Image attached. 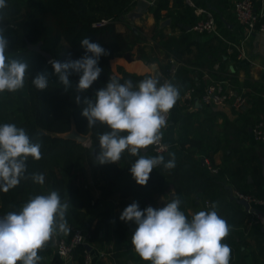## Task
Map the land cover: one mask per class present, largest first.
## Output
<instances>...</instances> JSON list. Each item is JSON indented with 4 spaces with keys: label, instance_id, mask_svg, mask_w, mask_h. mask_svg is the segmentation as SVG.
Segmentation results:
<instances>
[{
    "label": "trees",
    "instance_id": "16d2710c",
    "mask_svg": "<svg viewBox=\"0 0 264 264\" xmlns=\"http://www.w3.org/2000/svg\"><path fill=\"white\" fill-rule=\"evenodd\" d=\"M27 2V4H24L21 0H6L7 6L0 9V16L3 17L0 24L26 13L23 21L17 24L16 28L8 30L5 35L10 42L9 54L13 58L22 59L29 64V71L25 77L23 88L13 93L7 91L0 93V124L14 123L17 127H23L32 142L41 144L42 158L37 161L29 157L26 162V175L32 173L43 174L45 182L43 185H39L29 178L21 180L17 187L6 193L0 191V213L7 214L11 211H19L30 197L38 194H48L51 190H57L62 200L71 202L66 214L70 231L67 234L58 233L60 238L69 239L77 226L85 224L90 205L87 195L88 189L76 181L77 165L78 167L82 166L86 156H90L91 159L96 161L94 149L99 151V134L110 130L106 125L99 122L94 127L89 128L87 119L82 116V108L85 105L77 104L75 97L79 95L81 100L92 98L95 92L106 85L110 77L114 76L110 60L118 54H124L131 58L132 44L145 40L146 37L140 27L131 28V32L126 33L117 26L119 18L132 9L136 0H27ZM159 2L161 5L162 1ZM196 2L208 6L204 0H196ZM183 3L185 4L187 18L176 15V23L182 22L184 26L189 23L192 26L199 16L184 0ZM210 8L212 9V7ZM159 18L156 11V19L159 20ZM182 29L186 33L182 38L172 36L162 42L168 48L172 46V49L169 50L177 56L179 55L175 48L184 45V47L187 46L185 48L189 49L190 46L188 45L195 42L192 35L194 30L185 27H182ZM84 37H88L92 42L99 43L108 52V55L101 56L99 60V66L103 71L88 90L79 93L75 90L79 75H71L69 78L72 87L65 91L58 77L53 74V69L48 63L49 60L42 50L49 52L56 60L65 61L69 57L78 59L84 54V49L80 47V41ZM63 41L67 42L68 48L60 53L58 49ZM37 44L40 45L41 50L31 46ZM139 53L141 57H147L143 46H140ZM41 71H46L49 74L50 82L47 89L40 91L33 86L31 81L33 76ZM167 72L168 70H166ZM178 72L179 70L175 75L170 76V82H177ZM149 76V74L140 75L124 72L122 76L114 77L119 79L121 83L125 80H131L135 86L140 80ZM218 78H225V76L217 75L212 80ZM183 85L182 90L192 84L188 82V84ZM258 101L261 103L262 99L256 98V105ZM72 127H75L79 132L90 134L91 145L89 147L74 138L64 135ZM188 138L187 130L182 127L179 141L183 142ZM257 141L264 144V140ZM210 153L211 151L207 152L208 155ZM235 153L239 162L231 165L226 159L225 167L219 169L218 172H212L209 169L207 172L202 171L194 163L175 164V167L170 170L165 169L162 165L155 174L150 175L145 186L132 184L127 186L123 193L126 195L134 194L140 209L143 210L154 200L156 192L164 191L168 187L170 182L168 177H170L171 182H174L177 188L181 189L180 196L184 194L188 196L194 193L199 200L210 197L214 201L218 197L217 190L219 191L220 188L227 189L226 183L228 182L232 185L233 191L237 190L262 196L264 192L259 193L249 189L246 182L247 174L250 172L258 186L264 183L263 162L257 156L255 148L246 147L241 149L240 152L235 150ZM232 155L233 153L229 154L230 157ZM109 164L116 174L121 171L117 164ZM69 177L72 180L68 184L67 178ZM214 203L217 205L218 214L231 226L230 234L223 241L231 248L230 264H247L244 258V249L248 241H241L240 239L239 243L236 244L232 228L235 222V220L233 221V214L235 212L241 215L246 213L245 210L236 211L235 207L236 205L243 207L244 204L233 197L229 200L214 201ZM99 217L102 221L111 217L109 208L104 209ZM116 225L117 228L114 233L118 242L117 246H119L122 240L126 238L125 224L117 219ZM53 249L54 245L51 239L45 248L38 252V255L46 256ZM87 249L86 244L77 245L74 248L72 262L74 264H85ZM261 253L264 261V244ZM70 263H64L62 260L60 262V264ZM40 264H48V260L42 257ZM97 264H103V261L100 260Z\"/></svg>",
    "mask_w": 264,
    "mask_h": 264
},
{
    "label": "crops",
    "instance_id": "0c3cea01",
    "mask_svg": "<svg viewBox=\"0 0 264 264\" xmlns=\"http://www.w3.org/2000/svg\"><path fill=\"white\" fill-rule=\"evenodd\" d=\"M137 1L129 12L119 18L117 26L126 33H130L131 28L140 27L146 38L132 44L131 58L118 54L110 60L113 75L122 76L124 72H130L154 77V74L160 71L166 76L171 59H175L179 64L177 82H170V77L167 78V82L175 85L179 91V99L171 109V120L165 130L169 149L165 153L156 154L150 145L141 150L142 154L150 157L163 155L167 162L171 158L169 154L174 153L175 164L194 163L198 169L207 172L205 159L217 166L219 171L225 167L226 159L231 165L239 162L235 150L240 152L243 148L254 147L263 162L264 177V144H260L252 133L253 124L264 122V35L254 32L243 39L242 28L233 12V0H204L205 4L214 10L222 36L237 44L241 40L244 41L245 55L238 56L241 49L237 45H232V50L229 49V44L219 36L194 31L192 35L195 42L188 45L189 49L184 45L175 48L179 55L177 56L169 50L172 46L168 48L162 42L169 37L182 38L186 34L182 27L187 29L189 23L184 26L182 22L176 23L177 17L175 18L176 15L187 18L183 0H161V5L160 0H152L148 9L140 16H136ZM256 7L264 10V0H257ZM156 11L159 20L156 19ZM167 19H170V23L163 25L162 22ZM61 46L63 51L68 48L65 41ZM140 46L145 48L147 57L140 56ZM217 75H228L225 78H229L237 90L247 95L248 104L236 108L228 103L208 105L196 100L195 104L188 106L184 99V90L193 87L195 98H200L206 85ZM188 82L192 85L182 90L183 84ZM256 98H261V103L258 101L256 105ZM182 127L187 130L189 138L180 142ZM81 143L86 146L85 142ZM208 151H211L209 155ZM230 153H233L231 157ZM86 157L82 166L77 165L76 181L88 189V216L85 224L81 226L91 234L89 242L86 243L91 246L88 249L92 254L89 264H97L100 260L103 264H150L135 253L131 244V234L136 227L134 223L123 221L126 238L119 246L114 233L117 228L116 220L123 209L133 201L137 202L134 194L123 193L127 186L137 184L130 173L131 165L137 158L125 151L120 161L115 163L121 170L116 174L109 163L99 164ZM159 168L160 166L154 168L150 175L155 174ZM168 179V187L164 191L156 192L149 206L160 208L165 206L166 201L178 197L181 200V211L190 219L198 211L211 210L210 205L214 201L229 200L233 197V188L229 182L226 183L227 189L217 190L218 197L213 201L210 197L199 200L194 193L180 196L181 189L171 182L170 177ZM246 182L249 189L264 192V183L258 186L252 173L247 174ZM257 207L263 210V214L258 215L257 212L248 210L245 205L235 207L236 211L245 210V214H233L235 243L238 244L240 239L248 241L244 249L247 264H264L261 253L264 244V207ZM107 208L111 211V217L102 221L99 214ZM57 238L60 239L58 233L52 237L53 251L46 256L40 255L48 260V264L61 262V257L56 252Z\"/></svg>",
    "mask_w": 264,
    "mask_h": 264
},
{
    "label": "clouds",
    "instance_id": "9594fccd",
    "mask_svg": "<svg viewBox=\"0 0 264 264\" xmlns=\"http://www.w3.org/2000/svg\"><path fill=\"white\" fill-rule=\"evenodd\" d=\"M6 6V0H0V9ZM6 30L0 26V93H13L24 87L29 64L9 54ZM80 47L84 54L78 59L48 61L65 91L72 87L71 75H79L75 88L79 93L88 90L103 71L99 60L108 55L105 48L88 37L80 41ZM31 82L36 89L45 90L50 82L49 74L37 72ZM178 99L175 85L167 81L161 84L153 76L135 86L131 80L121 83L113 76L92 98L81 100L77 95L75 102L85 105L82 116L87 119V126L91 128L99 122L110 129L99 134L97 163H118L127 151L137 157L130 173L141 186L147 184L154 168L163 165L165 169H173L174 153L165 162L163 155L150 157L141 154V150L160 145L167 114ZM40 149L41 144L32 142L23 127L0 124V191L6 193L29 178L44 184L43 174L26 175V162L29 157L40 160ZM180 204L181 200L174 197L160 208L148 206L141 210L133 201L123 209L119 219L136 225L131 234L135 253L150 264H230L231 248L223 241L230 234L231 226L218 214L217 205L213 203L211 210L198 211L189 219ZM70 206L69 200H62L57 190H51L48 194L30 197L19 211L0 217V264H40L42 257L38 252L57 233L70 231L66 219Z\"/></svg>",
    "mask_w": 264,
    "mask_h": 264
},
{
    "label": "built area",
    "instance_id": "2783aa9c",
    "mask_svg": "<svg viewBox=\"0 0 264 264\" xmlns=\"http://www.w3.org/2000/svg\"><path fill=\"white\" fill-rule=\"evenodd\" d=\"M189 6H191L197 16L198 20L191 26V29L198 33H212L219 36L229 44V49L232 50V45H237L241 50L238 56L245 55V43L241 40L239 44L223 37L218 23L215 12L209 7L202 4H198L196 0H184ZM257 0H233V12L242 28L243 39L248 38L254 32H260L264 35V10L256 7ZM106 21V20H103ZM179 67V64L175 59H171L166 77L175 75ZM195 88H187L184 92V99L188 106L195 104V101H199L201 104H224L228 103L236 108H242L248 104L247 95L237 90L228 78H218L212 80L205 90L201 94L200 98L194 96ZM171 110L167 114V125L171 120ZM166 127L161 131L163 133L160 145H151L152 151L156 154L165 153L169 149V143L166 140L165 135ZM252 133L256 140H264V122H256L252 125ZM205 163L208 169L212 172H218L217 166L205 159ZM238 198H246L251 205L264 207V195L247 194L237 190L232 192ZM255 212V211H254ZM258 213V212H257ZM258 215H261L258 213ZM91 234L83 226H77L74 229L72 236L69 239L60 238L59 243L56 246V252L60 255L61 260L64 263L72 262L74 258V248L79 244H86L89 242ZM92 260L91 250L85 252V264H89Z\"/></svg>",
    "mask_w": 264,
    "mask_h": 264
},
{
    "label": "water",
    "instance_id": "95a60500",
    "mask_svg": "<svg viewBox=\"0 0 264 264\" xmlns=\"http://www.w3.org/2000/svg\"><path fill=\"white\" fill-rule=\"evenodd\" d=\"M151 2H152V0H138L137 6L135 8L136 9V16H140L144 11H146L148 9L149 5L151 4ZM167 23H170V19H167L164 22H162L163 25H165ZM187 28L191 29V26H187ZM31 46L41 50L39 44L31 45ZM42 52L45 54V56L48 58V60L53 59L52 55L49 52L44 51V50H42ZM154 77L158 78L160 80L161 84L164 83L165 81H167V77L164 74H162L160 71H157L154 74ZM64 135L67 137H70V138H74V139L81 141V142H85V141L90 139V134H85V133L79 132L76 128L71 129L70 131H68ZM94 153L97 155L98 151L96 149H94ZM233 197L235 199H237L239 202L243 203L248 210L263 214V210H261V208L254 206V205H251L250 202L246 198H238L234 194H233ZM4 215H6V214L2 213V214H0V217H3ZM59 241H60V239L57 238L56 239V245L59 243ZM86 246L88 249H90V247H91L90 244H86Z\"/></svg>",
    "mask_w": 264,
    "mask_h": 264
},
{
    "label": "rangeland",
    "instance_id": "374dc122",
    "mask_svg": "<svg viewBox=\"0 0 264 264\" xmlns=\"http://www.w3.org/2000/svg\"><path fill=\"white\" fill-rule=\"evenodd\" d=\"M21 1L24 4H27L28 3L27 0H21ZM25 15H26V13L23 16L14 18L12 20L9 19L5 23H1L0 26L6 27L7 28L6 32H8V30L13 29V28H16L17 27V24H19V23H21L23 21V18L25 17ZM58 50L61 53L63 51V47L60 46ZM59 52H57V53L59 54ZM227 76L228 75H225V77H227ZM85 144H86V147H89L91 145V138L89 140L85 141ZM84 158H87V157H84ZM88 158L91 159L90 156H88ZM67 180H68L67 182L69 183V182H71L72 178L69 177V178H67Z\"/></svg>",
    "mask_w": 264,
    "mask_h": 264
}]
</instances>
